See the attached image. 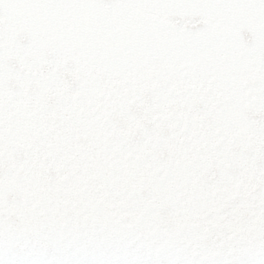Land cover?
<instances>
[{
  "label": "snow or ice",
  "instance_id": "1",
  "mask_svg": "<svg viewBox=\"0 0 264 264\" xmlns=\"http://www.w3.org/2000/svg\"><path fill=\"white\" fill-rule=\"evenodd\" d=\"M0 264H264V0H0Z\"/></svg>",
  "mask_w": 264,
  "mask_h": 264
}]
</instances>
